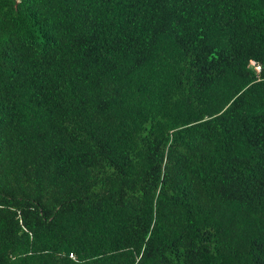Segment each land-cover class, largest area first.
<instances>
[{
    "label": "trees",
    "instance_id": "obj_1",
    "mask_svg": "<svg viewBox=\"0 0 264 264\" xmlns=\"http://www.w3.org/2000/svg\"><path fill=\"white\" fill-rule=\"evenodd\" d=\"M0 264H264V0H0Z\"/></svg>",
    "mask_w": 264,
    "mask_h": 264
},
{
    "label": "built area",
    "instance_id": "obj_2",
    "mask_svg": "<svg viewBox=\"0 0 264 264\" xmlns=\"http://www.w3.org/2000/svg\"><path fill=\"white\" fill-rule=\"evenodd\" d=\"M257 69L260 70V66H257ZM71 257H73V255H71Z\"/></svg>",
    "mask_w": 264,
    "mask_h": 264
}]
</instances>
